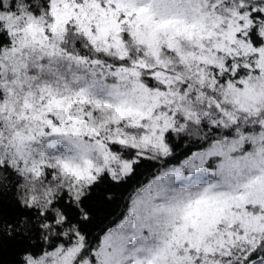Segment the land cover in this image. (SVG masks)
Segmentation results:
<instances>
[{"label": "snow or ice", "instance_id": "6c2138e0", "mask_svg": "<svg viewBox=\"0 0 264 264\" xmlns=\"http://www.w3.org/2000/svg\"><path fill=\"white\" fill-rule=\"evenodd\" d=\"M0 264H264V0H0Z\"/></svg>", "mask_w": 264, "mask_h": 264}]
</instances>
